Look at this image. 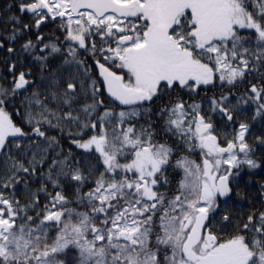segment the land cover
Here are the masks:
<instances>
[{"label": "trees", "instance_id": "obj_1", "mask_svg": "<svg viewBox=\"0 0 264 264\" xmlns=\"http://www.w3.org/2000/svg\"><path fill=\"white\" fill-rule=\"evenodd\" d=\"M67 2L71 20L40 0H0V264H188L180 247L193 216L214 208L210 232L264 264V0L225 5L231 39L245 38L231 70L211 52L176 47L188 46L187 12L160 33L145 3ZM77 12L113 15L120 29ZM153 30L161 48L176 47L161 49L167 59L147 48ZM134 36L162 75H179L153 84L149 104L122 110L94 62L142 89L127 61ZM176 112L205 126L221 152L206 155L172 129ZM201 156L227 176V201L203 199Z\"/></svg>", "mask_w": 264, "mask_h": 264}, {"label": "rangeland", "instance_id": "obj_2", "mask_svg": "<svg viewBox=\"0 0 264 264\" xmlns=\"http://www.w3.org/2000/svg\"><path fill=\"white\" fill-rule=\"evenodd\" d=\"M40 1L42 3H46L53 13L60 16L71 20L74 15V10L72 7H69L67 0ZM116 1L120 2L121 0ZM229 3L230 0H158L157 2L152 0L145 3L144 8L146 11H151L152 14L151 16L149 15L151 18L149 21L152 25H154L155 29L160 30V33L163 32L166 27L172 25L181 13H189L193 17V30L190 31L189 37L187 38L188 46L183 43L177 44L176 46V41L173 45L175 44L176 47H180L181 49L185 47L188 49V53L194 52L195 48L200 49L197 54L204 53L206 57L207 53L211 52L215 55V59H217L218 64L223 70H231L232 68L229 64L236 58L237 55L243 53L242 41L245 42V38L237 37L231 39V36L233 35V30L231 28L233 22L227 20L225 16L228 13L225 10V5L228 7ZM82 15H85L89 21L94 22L95 24L104 22L107 24L111 23L116 29H120V20L113 15H106L101 18H97L93 14L90 15L86 12L76 13L77 17H81ZM77 19L78 18L75 20ZM237 21L239 25L244 23L239 20ZM171 22L173 23L170 24ZM246 26H249V23H246ZM158 37L159 33L156 30H153L147 38L148 40L146 39L147 43H150L147 48L155 50L159 54L160 58L167 59V57L162 56L161 49L165 52L166 50L172 51L176 47L167 45L166 48H161L160 39ZM120 40L122 43L124 42L122 39ZM133 41L131 50H129L126 54L128 55L127 61L131 66L130 70L134 76V80L139 82L142 87V89H138L143 90L150 95L153 89V84H156L160 80H165V78L169 81L173 80L176 75H179L177 74L178 72H176L175 75L173 72L174 70L167 72L164 71V75H162L160 68H158L159 62L156 60L155 56L151 57L148 54H143L145 52L140 50V48L144 45L141 37L134 36ZM123 47H126V45L118 46V48ZM128 49L129 48H126L125 51ZM180 53L183 52L180 51ZM186 61L188 62L187 59ZM189 68L194 69V76L193 78L191 77V79L200 77L199 74L202 73L200 69L197 67L195 69L194 66L191 67L190 64ZM190 70H188L187 67V69H184L181 72L179 71V73L188 77ZM128 113H131V111L123 112L122 117H126ZM182 114L183 113L181 112H176V115L171 117L172 120H170V127L179 134L181 133L188 136V139H197L201 143L205 138L207 129L202 124L196 123L193 125L191 121L183 118ZM2 119L3 117L0 115V121ZM215 151H217V153L221 152V150L217 149H215ZM203 189L205 192L203 199L205 200L206 197V200L208 199V201H210L212 199L210 190L205 185H203ZM217 250L224 251L229 256H233L234 258L236 257L234 253H237V255L240 254L241 258L242 255L246 253V250L241 245L239 240H232L230 243L222 244Z\"/></svg>", "mask_w": 264, "mask_h": 264}, {"label": "water", "instance_id": "obj_3", "mask_svg": "<svg viewBox=\"0 0 264 264\" xmlns=\"http://www.w3.org/2000/svg\"><path fill=\"white\" fill-rule=\"evenodd\" d=\"M1 49V44H0ZM98 80L103 85L107 98L121 109L135 106L147 105L151 97L143 90L127 87L120 74L111 71L105 65L94 62ZM218 146V138L212 134L208 135L202 143L204 152H212ZM201 177L206 182L214 197L220 202H224L230 197V189L227 176H219L214 170L212 163L206 157H201ZM214 212V211H213ZM209 213L205 210L197 212L192 220L189 231L182 242L181 254L187 262L199 264H228L221 254L200 256L194 252V247L199 244L203 237L209 248V244H216V237L210 234L206 228ZM225 223L227 219L225 218Z\"/></svg>", "mask_w": 264, "mask_h": 264}, {"label": "flooded vegetation", "instance_id": "obj_4", "mask_svg": "<svg viewBox=\"0 0 264 264\" xmlns=\"http://www.w3.org/2000/svg\"><path fill=\"white\" fill-rule=\"evenodd\" d=\"M106 1L111 2V3L126 5V6L132 5L133 7H137L138 9L141 10L142 9L141 5H143L144 3H148L149 1H152V0H121L120 2H118L116 0H106ZM154 1L157 2L158 0H154ZM101 12L106 13L105 9H102ZM230 242L231 241H229V242H220L217 239L216 244H212L211 243V244H209V248H208L207 244L203 241V237H202L201 241L199 242V244L194 247V252L197 255H200V256L221 254V255H223L225 257V259L227 260L228 264H247V261H248V254L247 253L243 254L242 258H241L240 254L237 255V253H234V255L236 256L234 258L233 256H229L224 251L217 250L220 245L227 244V243H230ZM188 264H199V263L197 261L195 263L188 262Z\"/></svg>", "mask_w": 264, "mask_h": 264}]
</instances>
